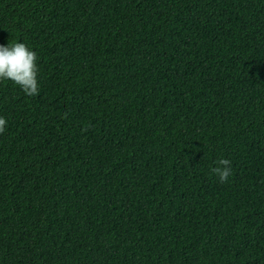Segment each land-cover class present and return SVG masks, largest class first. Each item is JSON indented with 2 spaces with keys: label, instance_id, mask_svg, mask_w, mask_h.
Wrapping results in <instances>:
<instances>
[{
  "label": "trees",
  "instance_id": "1",
  "mask_svg": "<svg viewBox=\"0 0 264 264\" xmlns=\"http://www.w3.org/2000/svg\"><path fill=\"white\" fill-rule=\"evenodd\" d=\"M15 43L0 264H264V0H0Z\"/></svg>",
  "mask_w": 264,
  "mask_h": 264
},
{
  "label": "clouds",
  "instance_id": "2",
  "mask_svg": "<svg viewBox=\"0 0 264 264\" xmlns=\"http://www.w3.org/2000/svg\"><path fill=\"white\" fill-rule=\"evenodd\" d=\"M37 54L24 43L0 46V80H9L19 86L26 95H38ZM7 121L0 117V134L6 130ZM220 183H226L232 173L231 162L221 158L210 168Z\"/></svg>",
  "mask_w": 264,
  "mask_h": 264
}]
</instances>
